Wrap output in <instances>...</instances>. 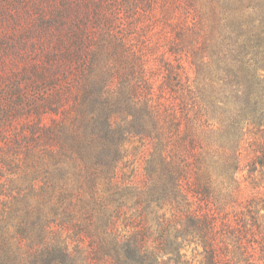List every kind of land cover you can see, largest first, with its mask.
I'll return each instance as SVG.
<instances>
[{"label":"trees","instance_id":"obj_1","mask_svg":"<svg viewBox=\"0 0 264 264\" xmlns=\"http://www.w3.org/2000/svg\"><path fill=\"white\" fill-rule=\"evenodd\" d=\"M175 5L186 14L177 22L179 42L159 61L141 54L124 35H112V49L89 51L87 61L79 26L69 44L60 42L64 66L78 65L82 74L73 114L69 124H41L45 114L59 113L55 108L73 85L59 92L48 70L37 69V78L54 92L31 102L23 130L30 132L26 144H35L29 155L42 146L55 166L56 156L78 157L111 179L125 156L126 137L141 140L143 186L131 181L98 206L94 252L111 264H148L167 251L178 258L187 243L203 248L205 264H264V0ZM172 10L166 11L169 18ZM116 76L119 86L112 90L109 82ZM23 104L17 101L6 119L20 114ZM36 176L46 180L41 192L34 189V177L3 205L0 264L20 263L15 239L28 242L27 264H57L70 256L66 245L46 243L48 214L33 199L49 201L55 184L46 169ZM139 206L146 233L149 214L157 223V248L148 249L141 226L123 232L116 226L114 215ZM166 207L173 219L160 214Z\"/></svg>","mask_w":264,"mask_h":264},{"label":"rangeland","instance_id":"obj_2","mask_svg":"<svg viewBox=\"0 0 264 264\" xmlns=\"http://www.w3.org/2000/svg\"><path fill=\"white\" fill-rule=\"evenodd\" d=\"M174 5L175 0H0V213L3 205L11 202V195L18 194V189H28L34 177L38 178L34 181V189L36 193L41 192L46 180L36 175L46 169L50 182L55 184L54 191H50L49 201L47 196L44 200L35 196L33 201L36 205L44 203V211L48 214L46 243H60L69 249L70 256L60 258L57 264H111L94 252L96 240H99L96 232L98 206L105 199H112L120 187L130 185L131 181L136 187L143 186L146 149L140 139L127 141L126 137L123 141L125 156L111 179L78 157L56 156L58 166H55V160L42 153V146L35 148L30 156L35 144L32 141L26 144L30 132L23 130L28 129L26 121L31 113V102L36 98L45 101L54 92L45 81L37 78L36 71L46 68L48 78L54 79V89L59 92L72 83L71 90L63 96V103L55 108L59 113L45 114L41 123L50 127L69 124L73 97L78 90L76 85L82 74L78 65L64 66L60 42L69 44L73 30L79 26L84 30L87 61L91 59L89 51L103 46L112 49V35H124L141 54L159 61L164 53L169 56V50L179 42L177 22L186 16L176 5L173 8ZM169 10L173 13L170 18L166 13ZM111 63L115 64L113 60ZM118 84V76L109 82L112 90ZM17 101L24 102V110L6 119ZM120 121V117H115L114 124ZM109 207L114 210V204ZM136 208H125L114 215L116 226L122 232L141 226L148 249L157 248L156 221L152 214L148 215L151 229L146 233L145 223L139 222L142 207ZM163 213L167 219H173L174 211L170 207L160 211ZM11 244L14 249H20L19 264H27L28 242L15 239ZM181 254L177 258L167 251L147 263L205 264L203 248L196 243H187ZM30 258L33 261L34 257ZM224 262L222 259L221 264Z\"/></svg>","mask_w":264,"mask_h":264}]
</instances>
